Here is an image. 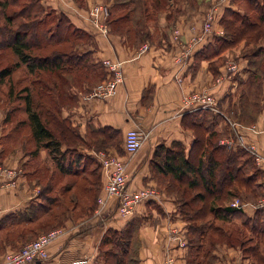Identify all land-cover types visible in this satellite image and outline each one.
Here are the masks:
<instances>
[{"label":"crops","instance_id":"obj_1","mask_svg":"<svg viewBox=\"0 0 264 264\" xmlns=\"http://www.w3.org/2000/svg\"><path fill=\"white\" fill-rule=\"evenodd\" d=\"M40 2L44 8L64 15L75 28L85 32V40L74 46L75 51L89 52L95 63H102L104 59H118L123 64L124 82L116 94L107 100L84 98L83 94L89 90V82H84L80 87L69 77L58 78L63 86H58L52 93L59 100L60 117L78 132L83 141L82 146L89 142L88 127H110L116 130V143L107 145L105 151L115 152L127 164L130 189L149 188L155 193L153 199L138 205L133 215L125 218L113 215V201L106 198L102 191L105 177L101 174L98 197L103 196L105 203L100 213H95L99 207L97 205L95 211L87 216L69 215L60 227L62 233L48 244L47 264H68L83 256L101 259L100 242L106 230H124L131 222L137 224L130 245L136 264H187L190 250L187 242L188 224L177 210L181 191L170 175L153 170L151 160L154 150L160 145L170 146L175 141L182 145L188 155L194 142V133L183 125L182 116L193 111H206L216 117L213 130L218 134V145L247 153L248 158L243 161L247 173L253 169L264 173V59L261 58L264 55L261 53L264 40L256 44L241 41L213 57L203 56V48L211 44L215 37L224 35L220 19L225 9L237 8L232 0H180L176 12H170L167 8L157 11L152 18L144 19L145 25L141 29L147 37L139 42H134L125 33L112 31L109 26L107 34H104L93 21L91 7L96 3H105L110 9L111 0ZM210 10H216L218 14L211 38L195 46L189 56L179 59L180 49L173 39L172 30L178 27L187 38L197 34L206 12ZM20 14L16 18L24 21ZM143 44L148 46L145 51L141 50ZM251 47H256V52H247L246 49ZM5 50L4 47L0 49L1 57ZM11 58L18 61L13 54ZM229 65H235L236 69L228 71ZM103 70L106 73L104 67ZM176 72L182 78L181 83L175 81ZM259 76L262 86L260 108L255 114L246 116L236 94L242 96L243 87ZM27 77L32 79L31 74L27 73ZM194 91L214 96L217 107L194 109L186 106L189 93ZM235 100L237 102L233 106ZM8 111L7 106L0 105V169L3 170L0 172V221L8 214L23 212L32 201L38 202L40 190L27 171L31 164L27 162L29 156L25 150V146L30 144L29 132L26 130L27 138H24L23 129L19 131L23 125L15 122L13 115L9 122L5 121ZM131 129L142 130L147 138L140 149L129 156L123 150V141L126 132ZM240 136L241 145L232 143L229 146L223 142ZM249 146L255 149L258 159L248 150ZM78 147L76 149L83 155L97 159L94 156L96 150L87 154V151ZM64 148L65 145L62 150ZM39 156L43 160L49 159L44 148L39 149ZM263 193L258 197L229 195L220 203L214 200L211 205L238 208L244 216L253 218L257 210L263 209L258 206L264 200ZM232 221L239 220L235 218ZM215 222L229 224V221ZM5 248V252L10 250L8 245ZM260 250L264 254V247ZM4 254L0 253V260ZM212 255L213 264L250 262L239 246L228 245L223 240L213 243Z\"/></svg>","mask_w":264,"mask_h":264},{"label":"trees","instance_id":"obj_2","mask_svg":"<svg viewBox=\"0 0 264 264\" xmlns=\"http://www.w3.org/2000/svg\"><path fill=\"white\" fill-rule=\"evenodd\" d=\"M17 1L19 0H0V16L4 21L9 23L13 19L18 20L16 17L19 12L24 17V21L21 20L20 22V27L11 32L5 26H0V49L6 48L3 55L10 53V58L13 54L18 60L15 62L11 58L12 64H6L8 58L5 55L3 57L0 55V90H3L2 87L4 89L6 87L7 92L4 96L7 98V102L17 103V106L11 108L7 102L5 103L4 106H7L9 110L6 113L5 121L9 122L12 115L14 117L19 116L16 122L23 125L19 131L23 129L21 131L23 134L28 130L30 144L28 147L25 146L29 156L28 163L39 156L40 148H44L48 157L55 163L60 176L77 177L79 173L85 172L93 177L89 179L94 184L98 198L99 179L102 177L101 165L96 163L94 167L90 168L96 160L83 155L76 149V146L83 141L69 122L60 117L59 100L52 93L57 90L56 77L47 76L44 79V74H55L61 78L65 75L71 77L75 70L82 72V75L86 71L85 76L100 70L101 74L97 79L103 81L106 79L107 73L103 70L104 66L101 62H93L89 52L68 53L57 49L47 54L36 53L35 50L44 49L43 42L37 38L39 36L36 26L38 24L39 27L42 23L40 18H36L37 13L44 7L40 2L41 0H29L27 5L15 10V12L13 11L12 15L4 16L6 7L10 3L11 6H17ZM76 1L80 2V0ZM179 1L171 0L173 4V8H171L170 0H122L121 3L110 6L108 26L112 31L125 33L133 38L134 42H139L147 37L141 27L135 25V31L132 33L130 28L121 27V23L131 22L137 13L135 11L140 7L142 10L137 15L141 16V20L152 18L157 11L167 8L170 12H176ZM241 1L251 5L254 14L250 15L245 5L241 6L232 0V3L242 9V12L237 8L224 10L220 19L224 35L215 37L211 44L203 48L202 54L206 58L213 57L241 41L256 44L259 40H264V0ZM147 4L149 5L147 6ZM127 6H130V10L112 17L117 8L125 9ZM34 7L37 10L36 13L33 12ZM61 20L65 21L66 26H61ZM56 28L57 32L63 33L62 38L64 40L70 34L75 35L77 41H82L86 37L85 32L75 28L61 14ZM43 32L45 33V31ZM50 38L51 36H48L47 40L50 41ZM59 39L61 38L57 39V45L61 44L60 41L62 40ZM73 43L77 44V42ZM20 64L25 67H21ZM20 68L25 69V73L24 77L16 82V85L23 86L16 92L13 74ZM27 73L31 74L32 79H28ZM82 75H75L73 81L80 87L84 82H89ZM0 93L2 92L0 91ZM3 103L4 100L0 98V105L2 106ZM215 118L209 112L200 110L184 114L182 116L183 125L194 133V142L190 152L186 155L182 145L175 141L170 146L160 145L154 150L151 166L154 171L170 175L181 191V195L178 197L177 210L181 218L188 224L187 242L190 250L187 264H213L212 246L214 242L220 240L231 246H239L243 255L249 260L252 259V264H264V254L260 250L261 247H264V209L257 210L253 218H248L238 208L220 206L221 204L211 205L214 200L220 203L229 195L258 197L262 195L264 189V181L258 177L259 174L264 175L262 171L253 169L247 173L244 170L243 161L248 158L247 153L243 150H228L218 145L219 137L213 130ZM116 133L117 131L110 127H88L87 138L98 149H103L112 144L114 141L112 137L113 135L116 136ZM63 145L65 148L62 150ZM31 173L28 172L30 176H33ZM30 179L32 180V178ZM40 183L41 181L37 179L35 184L40 186L38 202L32 201L23 212L8 214L0 221V231L9 227L7 228L9 231L6 229V232L10 233L9 236H5L7 243H3V246L12 245L10 241L23 245L35 239L40 233L48 231L46 228H50V207L44 201L49 199V196L46 195L52 190L51 180H47L45 184ZM71 184H65L64 190L66 192L73 188H71ZM96 206V203L93 204L87 215L92 214ZM68 216V214H64L62 219L59 218V226L63 225ZM208 216L212 218L208 219ZM235 218H238L241 226L251 234L249 239L253 243L247 247L243 246L242 240L238 241L239 228L236 227L238 229L236 232L234 228L226 229L219 224L207 228H204L202 224V222H215V220L229 221L230 223ZM38 222H40L39 226H36ZM136 228L137 224L131 222L124 230H106L100 242L101 254L103 255V260H100L103 264L129 263L127 258L132 251L130 245ZM19 231L26 233L18 234ZM15 233L18 235L15 236ZM136 261V258L133 257V264H136Z\"/></svg>","mask_w":264,"mask_h":264},{"label":"built area","instance_id":"obj_3","mask_svg":"<svg viewBox=\"0 0 264 264\" xmlns=\"http://www.w3.org/2000/svg\"><path fill=\"white\" fill-rule=\"evenodd\" d=\"M45 1V0H44ZM170 7L173 8V4L170 0ZM91 17L93 21L99 26L102 33L108 32V19L110 16L109 5L105 3H96L91 9ZM217 11H207L204 20L200 26V30L197 34L187 38L182 34L178 27L172 30L174 41L177 43V47L180 49V57L189 56L192 49L198 44H202L211 38L213 33V24L217 18ZM181 37L186 38L183 40ZM148 48L146 44L141 46V50L145 51ZM102 64L106 69L107 78L95 86L88 88L87 93L83 94L84 98H93L99 100H107L116 94L118 87L124 82L123 64L120 60L104 59ZM235 65H229L227 70L234 71ZM175 81L182 82V78L179 73L175 74ZM220 81V79H218ZM186 106L194 109H206L217 107V100L211 94L205 92H191L186 99ZM147 138V134L140 129H131L126 132L123 141L124 152L132 156L141 147L144 139ZM224 144L231 145L232 143L242 144V137L235 140L227 139L223 141ZM248 150L254 153L257 157V152L252 146H249ZM94 155L97 161L101 165L102 174L105 177L103 183V193L106 198H111L113 201V215L125 218L133 215L138 205L153 199L155 193L149 188L130 189L129 188V176L127 173V164L116 155L115 152H109L105 150L94 151ZM3 170L0 169V172ZM2 185L0 184V189ZM98 209L96 214L100 213V209L103 207L105 200L103 196H99ZM260 208H264V200L258 203ZM236 207V206H235ZM62 233L61 228H55L51 231L43 232L39 234L35 239L21 245L16 249H10L7 251L0 264H47L49 261L48 244L55 240ZM68 264H103L100 259L95 257L83 256L81 258L74 259Z\"/></svg>","mask_w":264,"mask_h":264},{"label":"rangeland","instance_id":"obj_4","mask_svg":"<svg viewBox=\"0 0 264 264\" xmlns=\"http://www.w3.org/2000/svg\"><path fill=\"white\" fill-rule=\"evenodd\" d=\"M235 1L237 4H239L241 6L245 5L246 10L250 15L254 14V10H252L251 5L249 6L248 3L245 4L244 1H241V0H235ZM121 2H122V0H111V6L113 4H118ZM28 3H29V0H19V1H17V4H16L17 6H11L12 4L10 3L9 6L6 7L4 16L12 15L15 12V10L20 9L22 6L27 5ZM148 5L149 4H147V6ZM149 8L151 10V6ZM237 9L239 10L240 8L237 7ZM128 10H130V6H127L125 9L117 8L113 12L112 17L117 16L119 14H123L124 12H127ZM141 10H142L141 7L138 8L135 11V13L136 12L137 13L134 15V18H132L131 22L129 21L128 23L127 22L121 23V27L126 26L127 28H130L132 33L135 31V25H138L139 28L140 27L142 28L145 25L144 20H141L140 19L141 16L137 15V14H139V12H141ZM36 11L37 10L34 7L33 12L36 13ZM239 11L242 12V9H240ZM39 18L42 20V23L39 25V27H38V24H36L37 30H38V36H39L37 38H40L39 41L43 42L44 49L41 51L35 50L36 53H39V54L46 53L47 54V53H51L53 50H57V49L58 50L61 49L64 52H68V53H79V52L75 51L74 46L76 44H74L73 42H77V44H79L82 41H84L85 39H83L82 41H77V39H75L76 36L70 34L67 36V39L64 40V38H62L63 33L57 32L58 30L56 28V25L59 22V15L53 13L49 9L43 8V10H41L40 12L37 13L36 19H39ZM20 22H21V20H19V19L18 20L13 19V21L8 23V22L4 21V19L0 16V26H5L6 28H8V31H10V32L19 28ZM60 23H61V26H66L64 20H61ZM42 30L45 31V33ZM48 36H51L50 41L47 40ZM59 37L61 38L59 40H62V41H60L61 42L60 45H57V42H58L57 39ZM246 50L249 53L256 52V51H254V50H256V47H254V48L251 47V49H246ZM7 52H8V49H7ZM261 53L264 54V47L261 48ZM4 55H5V57L8 58V59H6V64H12V59L10 58V53H5ZM257 58H259V57H257ZM261 58L264 59V55H262ZM85 72L86 71H84V74L82 75V72L75 70L71 75L73 81H74L75 75H77V76L82 75L84 78H87L89 82H91V83H89V87H87V88H91V87H93L96 84L101 82L97 79V78H99V76L101 74L100 70H98L96 73L92 72L91 75L88 73V75H86V76H85ZM24 73H25V69L20 68V69H17L13 74V82H15L14 88H15L16 92L21 88V86H23V85H18V84L16 85V82L18 80H21L24 77ZM44 76H46V77L51 76L52 78L56 77L55 80L57 82V87L63 86V82L58 79L57 75L45 73ZM65 76H67V75H65ZM71 77H69V78H71ZM261 87H262L261 86V79L259 76V77L255 78L253 81H251L249 85H246L245 87H243L242 96L236 94L237 98L239 97L241 100L240 105H241V108L243 110L242 112L244 115L251 116L252 114H255L257 112L258 108H260L259 101H260V96H261ZM2 89L4 91L0 90L2 92V93H0V98L2 100H4V103L2 104V106H4L5 103L7 102V98L4 96V95H6L7 89H6V87H5V89L2 87ZM235 102H237V100L234 101L233 106H235ZM18 104H20V103L18 102ZM7 105L9 106V108H11L13 106L14 107L17 106V103L7 102ZM17 119H19V116H15L14 121L16 122ZM23 137L27 138L26 131L23 132ZM112 139L114 140L112 142V144H115L117 141V137L115 135H113ZM80 145H81V147H78L79 145H77L76 147H78L79 149H81L83 151H87V154H88V152H90L92 150L99 151V150L105 149V148L98 149L93 143H90V142H88L86 144V146H84V145L82 146V144H80ZM92 145H93V148H90ZM35 158L36 159H33L31 161V164L28 166V169L26 168L28 172H34L33 174L31 173L33 175V176H31L32 181L36 183L37 179H38L41 181L40 184H45L47 182V180H51V185H52V190L46 195V196H49V199L44 201L46 203V205H48L50 207V213H51L50 228H46V230L51 231L55 228H60L61 226H59L58 220H59V218L62 219L64 214H66V215L68 214L71 216L76 215L77 217H79V216L82 217V216L87 215L89 213L90 207L93 204L98 203V201H97L98 198L96 195L94 184L89 179V178H93V177H90L89 174H86L85 172H81L77 175V177H73L70 175H67V177L66 176H60V174L57 172L55 163L51 160V158L45 159V160H43L40 156H36ZM95 159H96V157H95ZM96 163L99 164L97 159H96V162L94 161V163L91 165L90 168L94 167L96 165ZM258 177H259V179L264 181V175L261 176L259 174ZM50 178H52V179H50ZM65 184H68V185L71 184V188L72 187L73 188L70 191L66 192L64 190ZM39 223L40 222H38V224H36V226H39ZM202 224H203L204 228H207L208 226H215V224H217V225L219 224L226 229L234 228V230L236 232H238L237 228H239L240 231L238 232L239 233L238 234V241L242 240L244 247H247L253 243L249 239V238H251L250 237L251 234L244 227L241 226V222H239V221L238 222H230L229 224H225L223 222L222 223L221 222H202ZM7 228H9V227H7ZM7 228L0 231V253L4 251L3 254L5 253V249H6L5 248L6 245L3 246V243L6 242L5 236L10 235V233L8 234L9 229H7ZM6 229L8 230L7 232H6ZM19 233L25 234L26 232L25 231H19L18 234ZM18 234L15 233L14 235L16 236ZM8 240H11V238L10 239L8 238ZM10 244H12V245H10ZM10 244H9L10 249H16L17 247H19L21 245V244L20 245L15 244L14 242H11V241H10ZM13 244H15V245H13ZM133 251L134 250L132 249V251H130V253L128 254V258H129V259L127 258L128 262H129L128 264H133V262H132V259L134 257ZM101 260H103V255L101 257ZM251 262H252V259H250V262L248 264H252Z\"/></svg>","mask_w":264,"mask_h":264}]
</instances>
